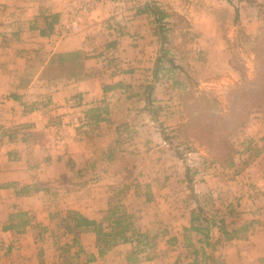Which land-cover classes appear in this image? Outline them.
<instances>
[{
  "label": "crops",
  "instance_id": "0c3cea01",
  "mask_svg": "<svg viewBox=\"0 0 264 264\" xmlns=\"http://www.w3.org/2000/svg\"><path fill=\"white\" fill-rule=\"evenodd\" d=\"M71 1L0 0V264H63L64 249L72 256L89 255L94 263L100 254L97 233L69 230L74 222L68 215L101 223L113 188L127 172L116 165L130 159L128 168L138 171V179L127 208L136 230L150 241L200 240L191 232L190 190L185 176H177L179 162L167 163L160 133L143 135L149 125L137 120L147 115L143 104L150 97L151 70L145 63L159 43L149 22L154 18L143 7L163 8L173 29L180 28L177 19L186 18L184 30L198 33L207 50L216 47L232 17L229 7L247 21L245 7L253 5L247 26L252 32L264 16V0H100L80 32L55 39ZM111 53L120 67L114 72L108 69ZM257 113L261 118L246 129L255 152L246 175L252 189L264 192V111L252 115ZM130 130L135 134L123 140ZM124 143L128 150L119 147ZM25 187L29 191L22 193ZM208 188L206 182L195 184L199 194ZM224 222L227 235L213 231L205 256L215 264H264V214L233 227ZM130 235L115 251L135 245ZM155 253V258L166 255Z\"/></svg>",
  "mask_w": 264,
  "mask_h": 264
},
{
  "label": "rangeland",
  "instance_id": "374dc122",
  "mask_svg": "<svg viewBox=\"0 0 264 264\" xmlns=\"http://www.w3.org/2000/svg\"><path fill=\"white\" fill-rule=\"evenodd\" d=\"M147 6L151 7L149 11ZM147 6L143 9L154 18L149 22L159 36V43L157 48L150 51L152 54L149 53L148 62L145 63L146 66L150 65L146 69L151 70L147 73L146 83L150 97L143 104L147 115H141L137 120L149 125L142 130L143 135L147 136V130L160 133L157 136L163 139L164 149L169 153L166 162H179L177 176H185L190 190L186 197L188 199L184 200L192 206L193 217L196 218L194 227L201 229H192L191 232L197 234L200 240L195 239V243L191 238H184L181 243L176 240L150 241L149 235L136 230L133 214L127 208V203H132L133 198L127 195L133 189L132 185L137 184L135 180L138 177L135 176L138 171L128 168L132 159L126 162L122 160L116 166L124 167L127 172L124 181L113 188L110 205V209L117 206L118 210L111 217L109 209L101 224L107 234H113L117 229H113L115 218L126 212L130 215L124 223L130 224L126 235H135V245L115 251L118 243L125 242L113 244L115 239L111 235L107 242L99 244L97 240V246L103 249V253L94 263L90 262L92 257L89 255L72 256L64 249L60 256L63 264H173V260L177 264H215L205 256L211 233L223 231L227 235L225 220L233 227L264 214V192L262 189H252L251 177L246 175L252 168V155L255 154L252 151L254 147L249 145L247 125L253 119L261 118L258 113H253L264 111V97H253L256 93L254 90L264 83V16L257 23L258 30L252 32L247 26L252 23L253 5L245 7L249 15L247 21L240 20L236 15L237 8L229 7L232 12L230 21H225L224 31L218 35L219 41H215L216 47L207 50L200 39L197 40L200 37H196L198 33L191 29L184 30L186 18L177 19L176 24L180 28L173 29L171 18L161 22L156 20L155 9L163 8L156 4ZM1 7L0 3V10L3 9ZM260 9L264 13V3ZM91 12L83 14L80 26L84 17ZM61 17L56 26L55 39L73 34H64V13ZM80 31L81 27L76 33ZM219 42L223 49L219 48ZM111 55L108 64L112 65L108 69L114 72L120 67L115 66L118 64L115 63L116 57L112 58ZM141 75V72L137 75L139 80ZM257 99L261 102L256 103ZM125 133L123 140L135 134L131 130ZM222 140L228 141L230 149L223 147ZM126 143L119 147L128 150ZM199 182H206L209 187L201 194L195 191V184ZM249 199L254 203H249ZM237 205L239 208L235 207ZM71 221L74 222L75 218H71ZM159 251L166 255L163 258L156 255L155 258V252Z\"/></svg>",
  "mask_w": 264,
  "mask_h": 264
},
{
  "label": "trees",
  "instance_id": "16d2710c",
  "mask_svg": "<svg viewBox=\"0 0 264 264\" xmlns=\"http://www.w3.org/2000/svg\"><path fill=\"white\" fill-rule=\"evenodd\" d=\"M146 9H147V11H149V9H151V7L147 6ZM155 14H157V18H156L157 22L164 21L168 16V14L160 8L155 9ZM254 91L256 92L255 95L253 96L254 98L255 97L263 98L264 97V93H263L264 83H261L259 85V87ZM260 102L261 101L258 100V102H256V103H260ZM222 144H223V147L228 148V141L227 140H222ZM228 149H230V148H228ZM224 150L226 151V149H224ZM28 191H29L28 187H25L21 190L22 193H26ZM117 210H118L117 206H111L110 216L112 217V215L115 214L117 212ZM70 215H73L72 218H75V221H74V225L68 226L69 230H72L73 232L75 231L78 233L80 230L91 229L97 233L99 244L102 241L107 242L106 239L111 235L115 239L113 244H115L119 241L127 242L130 239L129 236L126 235V231H128L130 229V227H129L130 224L129 223L124 224V223H126L127 218L130 217V215L127 214L126 212H123L120 216L115 218V221L113 222L114 223L113 229H115L116 227H117V229H116V231L113 232V234L112 233L107 234L104 231L102 224L97 222L94 219H89V218H87V217H85L79 213H76V212H71L69 214V217H70ZM195 219L196 218L193 217V221H195ZM118 227H120V228L118 229ZM194 229L201 230L200 228H197V227H195ZM102 253H103V249L101 248L100 254H102Z\"/></svg>",
  "mask_w": 264,
  "mask_h": 264
},
{
  "label": "built area",
  "instance_id": "2783aa9c",
  "mask_svg": "<svg viewBox=\"0 0 264 264\" xmlns=\"http://www.w3.org/2000/svg\"><path fill=\"white\" fill-rule=\"evenodd\" d=\"M99 2L100 0H72L62 19L64 34L79 31L83 14L91 12Z\"/></svg>",
  "mask_w": 264,
  "mask_h": 264
}]
</instances>
